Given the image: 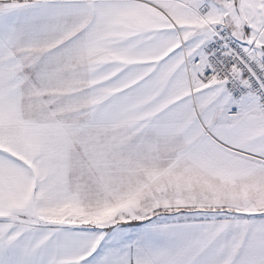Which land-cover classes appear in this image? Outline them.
<instances>
[{
	"label": "snow or ice",
	"instance_id": "obj_1",
	"mask_svg": "<svg viewBox=\"0 0 264 264\" xmlns=\"http://www.w3.org/2000/svg\"><path fill=\"white\" fill-rule=\"evenodd\" d=\"M0 264H264V0H0Z\"/></svg>",
	"mask_w": 264,
	"mask_h": 264
}]
</instances>
